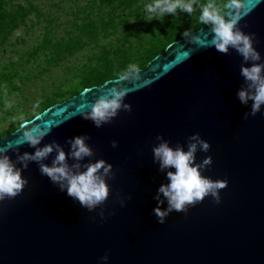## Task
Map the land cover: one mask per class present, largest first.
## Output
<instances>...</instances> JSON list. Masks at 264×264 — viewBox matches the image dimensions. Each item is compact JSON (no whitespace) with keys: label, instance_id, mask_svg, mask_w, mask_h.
I'll return each mask as SVG.
<instances>
[{"label":"water","instance_id":"water-1","mask_svg":"<svg viewBox=\"0 0 264 264\" xmlns=\"http://www.w3.org/2000/svg\"><path fill=\"white\" fill-rule=\"evenodd\" d=\"M240 2L247 15L239 26L255 33L254 47L264 59V0ZM210 40L208 26L201 25L168 43L139 68L141 80L135 86L125 83L124 102L131 111L121 110L100 128L79 111H87L85 100L99 96L115 77L83 87L25 120V127L50 129L40 146L55 140L66 153V139L89 136L92 161L112 164L114 177L107 181L110 193L101 220L99 209L82 208L30 162L22 170L28 183L21 193L0 202V264H100L105 254L108 264H264V106L244 118L250 106L236 97L243 84L242 57L232 49L217 52ZM86 88L92 90L84 93ZM197 132L210 148L198 151L196 162L212 158L202 174L227 180V186L219 190V204L205 197L160 224L152 213L153 196L167 180L153 163L155 137L175 147ZM18 139L21 123L0 137V146ZM18 147L20 153L34 151L27 144Z\"/></svg>","mask_w":264,"mask_h":264},{"label":"clouds","instance_id":"clouds-1","mask_svg":"<svg viewBox=\"0 0 264 264\" xmlns=\"http://www.w3.org/2000/svg\"><path fill=\"white\" fill-rule=\"evenodd\" d=\"M178 13H187L196 23L207 25L211 33L210 46L217 52L227 54L232 49L242 57L239 74L243 84L237 90L236 97L240 104L250 106V110L244 113L245 119L261 112L264 106V59L254 47L257 42L255 33H245L239 26L242 15H247L240 0H227L223 4H218L216 0H206L204 3L198 0H152L144 6L142 20L162 22L165 16H176ZM183 35L187 37L189 33L184 32ZM114 77L110 81L111 86L99 96L93 95L91 101L85 100L87 111H79L81 118L91 121L96 128L111 123L121 110L131 111L130 104L124 102L129 92L125 83L135 86V82L141 80L139 67L135 62H130L117 70ZM149 83V80H143V84ZM91 90L86 88L84 93ZM11 107V101H6L5 108ZM26 125V121L21 122V139L14 144L10 142L0 146V202L21 193L28 183L27 178L22 177V170L27 169L30 162H35L40 174L46 176L59 191L65 192L89 212L99 209L97 215L103 220V205L110 193L107 181L114 177L112 164L104 159L92 161L94 152L87 143L90 137L85 134L66 139V153L55 140L40 146L50 129L39 124ZM155 140L158 143L151 149L153 163L158 165L157 170L163 172L167 180V183L159 185L153 196L156 206L152 213L158 223L163 224L173 211L187 213L190 206L200 203L205 197L210 196L214 203H220L219 190L227 186V180H213L202 174L206 167L211 166L212 158L205 156L199 163L196 162L197 152L207 153L210 148V144L198 132L189 135L185 145L177 144L175 147L159 134ZM23 144L34 151L20 153L18 146ZM111 146L116 148L117 142L111 141ZM9 152L15 155L14 160ZM53 152L55 156L51 163H45ZM119 202L121 206L124 205L123 199ZM99 260L100 264H108V255L101 256Z\"/></svg>","mask_w":264,"mask_h":264},{"label":"rangeland","instance_id":"rangeland-1","mask_svg":"<svg viewBox=\"0 0 264 264\" xmlns=\"http://www.w3.org/2000/svg\"><path fill=\"white\" fill-rule=\"evenodd\" d=\"M2 1L0 10L17 18L0 33V137L52 101L80 91L83 74L102 67L103 57L112 59L115 47L131 51L146 47L142 39L157 28L155 19L146 22L148 28L140 26L145 22L143 8L152 0H139L128 9L100 0ZM107 17L114 24L106 31L91 35L83 29L84 23ZM6 101H11V108H5Z\"/></svg>","mask_w":264,"mask_h":264},{"label":"trees","instance_id":"trees-1","mask_svg":"<svg viewBox=\"0 0 264 264\" xmlns=\"http://www.w3.org/2000/svg\"><path fill=\"white\" fill-rule=\"evenodd\" d=\"M102 3L110 5L117 2V5L125 6L127 9L139 0H100ZM199 3H204L206 0H198ZM218 4L226 3L227 0H216ZM3 1L0 0V8ZM19 15L23 14V9L19 8ZM16 15H11L5 10H0V33L7 25L12 26L16 24ZM6 19V21H5ZM144 23V24H143ZM140 26L142 29L150 27L146 22H143ZM146 23V24H145ZM113 19L111 17L99 18L98 21H89L83 24V29L89 30L96 34L99 30L106 31L107 28L113 26ZM201 25L189 17L187 13H178L176 16L169 14L163 18V21H157V28L154 33L150 34L147 38L142 39L147 43L146 47L141 48L138 46L135 51L126 50L121 47H115L113 49L114 57L112 59H106L103 57V66H98L90 69L83 74L82 84L83 87L100 84L103 81L114 78V73L117 70L124 68L128 63L135 62L138 67H144L146 63L157 53L162 51L165 46L171 41L184 37L183 33H190L194 29L199 28ZM6 32V31H3ZM82 87V88H83ZM79 92V91H78ZM73 95V94H72ZM71 95V96H72ZM70 97V96H69ZM68 98V97H67ZM51 102L50 100L47 103ZM54 101L50 103L53 104ZM44 109V108H43ZM2 137V136H1Z\"/></svg>","mask_w":264,"mask_h":264}]
</instances>
